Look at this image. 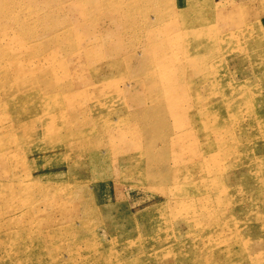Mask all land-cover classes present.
I'll return each instance as SVG.
<instances>
[{
  "label": "rangeland",
  "instance_id": "obj_1",
  "mask_svg": "<svg viewBox=\"0 0 264 264\" xmlns=\"http://www.w3.org/2000/svg\"><path fill=\"white\" fill-rule=\"evenodd\" d=\"M112 3L0 0V264H264V0Z\"/></svg>",
  "mask_w": 264,
  "mask_h": 264
},
{
  "label": "bare ground",
  "instance_id": "obj_2",
  "mask_svg": "<svg viewBox=\"0 0 264 264\" xmlns=\"http://www.w3.org/2000/svg\"><path fill=\"white\" fill-rule=\"evenodd\" d=\"M102 1H104L106 4H108V2H110V3H112V2H114V0H102ZM112 4H114V3H112ZM137 16V15H136ZM52 23V22H51ZM188 23V22H187ZM189 25V24H188ZM194 26V25H193ZM196 26V25H195ZM48 27H50V24H49V26ZM51 29V32H52V28L50 27L49 28V30ZM155 64V63H154ZM208 77V76H207ZM209 78V77H208ZM211 78V77H210ZM156 100V99H155Z\"/></svg>",
  "mask_w": 264,
  "mask_h": 264
}]
</instances>
